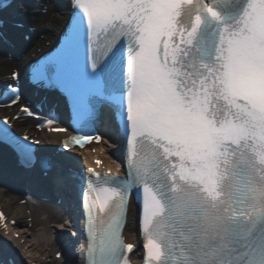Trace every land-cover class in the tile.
I'll return each mask as SVG.
<instances>
[{"label": "bare ground", "instance_id": "6f19581e", "mask_svg": "<svg viewBox=\"0 0 264 264\" xmlns=\"http://www.w3.org/2000/svg\"><path fill=\"white\" fill-rule=\"evenodd\" d=\"M28 2V1H27ZM63 0H52L51 1V7L50 9H53L57 6H62L63 5ZM22 2H19L18 5H22ZM27 8L23 7L20 10H17L16 8H11L10 11L13 14L19 13L23 10H26ZM38 15V14H37ZM62 12L59 10L56 11V13H53V20L52 22L48 25L47 29L44 32L46 38L50 39V34L49 31L55 29L57 26L56 21H59V18L61 19ZM50 13L46 14L45 16H35V20L39 21L40 24L39 26L40 30L43 32L45 29L44 23L46 20L49 19ZM38 28V29H39ZM42 41L39 42L41 44ZM5 65V61L0 58V67ZM30 124V123H29ZM41 138L45 139V141H58L62 136H47L43 133L40 134ZM118 144H113L111 142V139L108 137L105 141L102 142L101 148L106 149V154H105V160L109 164H113L115 162V150L117 148ZM90 158V157H89ZM82 159H87L86 156H82V154L77 153L75 151H69L65 153L64 155L59 157V160L61 161V164H71L74 166H77L82 163ZM138 163V160H136ZM41 173L39 172L38 175ZM62 178V177H61ZM60 178V179H61ZM26 183V181H25ZM19 184V186H18ZM5 188V186H4ZM13 191L17 193L18 191L25 190L27 187L24 185H20V183H14L12 185ZM11 189V188H10ZM68 191V190H67ZM66 191V192H67ZM69 191L66 193L68 195ZM17 195L11 193L10 191L6 190L4 191L2 188H0V203L4 204L7 206L8 210L12 212L14 215L23 217L25 213V208L30 209L32 212V216L34 218V225L31 230H25L22 234V238L26 239L25 244H22L21 241L15 240L11 237L7 236H2L0 235V248L1 251L6 253L7 255H13L16 259H18V264H25L27 259L31 260H41V257L43 255H46L49 253L51 249H54L57 246H61L62 239H64V233H68L69 235H74L73 231L66 229L67 227H63L62 224H64L63 221V215L61 212H63V209L61 206H56L55 203L53 202H41L36 198H31L30 201L27 203L26 206H19L17 204ZM43 213H49V219L45 222H41L39 220V216ZM61 213V214H60ZM134 216H135V211L133 208L130 209L129 213V222L126 226V234L129 239L131 240H136V235L133 232V228L135 226L134 222ZM55 222L56 224L54 225V229L50 228L47 229L45 228L44 231H42L39 235L36 234L35 230L36 227L38 228H43V226H46L49 223ZM60 225V226H59ZM66 225V224H65ZM59 227V228H57ZM77 243L74 242V246L72 250L74 252H78ZM24 257V260H21V257ZM137 256V253L134 255V257ZM68 257V256H67ZM69 257L72 258V254H69ZM70 258V259H71ZM74 260V261H73ZM72 264H77V260L73 259ZM41 263V262H40ZM58 261H55V264H57ZM6 264H8L6 262ZM42 264V263H41Z\"/></svg>", "mask_w": 264, "mask_h": 264}, {"label": "rangeland", "instance_id": "374dc122", "mask_svg": "<svg viewBox=\"0 0 264 264\" xmlns=\"http://www.w3.org/2000/svg\"><path fill=\"white\" fill-rule=\"evenodd\" d=\"M52 255H53V252H50V259H51V260L53 259ZM52 261H53V260H52ZM46 264H47V263H46ZM51 264H55L54 261H53V263H51ZM57 264H58V263H57Z\"/></svg>", "mask_w": 264, "mask_h": 264}]
</instances>
